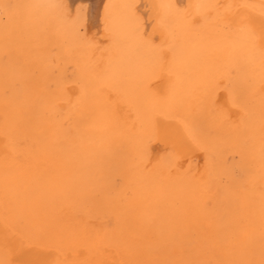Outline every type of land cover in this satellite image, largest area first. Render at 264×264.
Here are the masks:
<instances>
[{"label":"bare ground","instance_id":"obj_1","mask_svg":"<svg viewBox=\"0 0 264 264\" xmlns=\"http://www.w3.org/2000/svg\"><path fill=\"white\" fill-rule=\"evenodd\" d=\"M0 264H264V0H0Z\"/></svg>","mask_w":264,"mask_h":264}]
</instances>
